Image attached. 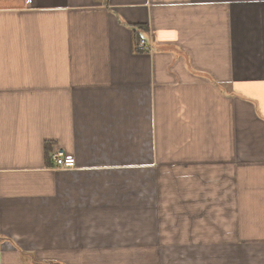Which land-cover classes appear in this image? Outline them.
I'll use <instances>...</instances> for the list:
<instances>
[{
  "label": "crops",
  "instance_id": "1",
  "mask_svg": "<svg viewBox=\"0 0 264 264\" xmlns=\"http://www.w3.org/2000/svg\"><path fill=\"white\" fill-rule=\"evenodd\" d=\"M0 264H264V0H0Z\"/></svg>",
  "mask_w": 264,
  "mask_h": 264
},
{
  "label": "built area",
  "instance_id": "2",
  "mask_svg": "<svg viewBox=\"0 0 264 264\" xmlns=\"http://www.w3.org/2000/svg\"><path fill=\"white\" fill-rule=\"evenodd\" d=\"M138 47L142 51H149V45L143 39L139 40ZM51 160L57 169H71L75 166V159L66 155L62 149H54L51 152Z\"/></svg>",
  "mask_w": 264,
  "mask_h": 264
},
{
  "label": "trees",
  "instance_id": "3",
  "mask_svg": "<svg viewBox=\"0 0 264 264\" xmlns=\"http://www.w3.org/2000/svg\"><path fill=\"white\" fill-rule=\"evenodd\" d=\"M139 40L140 39L138 38L137 41H136V44H135V47H136L137 50H140L139 47H138Z\"/></svg>",
  "mask_w": 264,
  "mask_h": 264
}]
</instances>
